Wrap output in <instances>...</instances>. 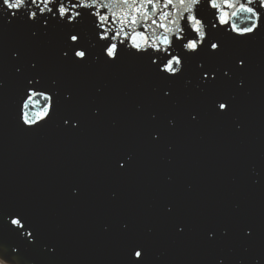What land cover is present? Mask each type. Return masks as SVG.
I'll return each mask as SVG.
<instances>
[{
    "label": "water",
    "instance_id": "1",
    "mask_svg": "<svg viewBox=\"0 0 264 264\" xmlns=\"http://www.w3.org/2000/svg\"><path fill=\"white\" fill-rule=\"evenodd\" d=\"M65 31L0 25V209L23 211L42 243L57 246L55 255L33 252L29 264H127L134 243L143 245L146 264H264V36L229 42L215 63L232 68V79L202 93L197 64L207 53L167 82L134 56L108 66L64 61ZM241 53L245 72L233 63ZM37 72L49 86L56 81L62 107L47 126L28 131L17 101ZM218 98L232 99L228 115H217L211 101ZM68 115L79 119L77 129L64 126ZM129 155L131 164L117 171L115 160ZM241 221L252 226L251 240L236 227ZM13 239L0 229V243Z\"/></svg>",
    "mask_w": 264,
    "mask_h": 264
},
{
    "label": "snow or ice",
    "instance_id": "2",
    "mask_svg": "<svg viewBox=\"0 0 264 264\" xmlns=\"http://www.w3.org/2000/svg\"><path fill=\"white\" fill-rule=\"evenodd\" d=\"M14 21L39 26L44 35L56 28L66 30L61 59L71 64L117 65L125 55L134 56L148 62L154 75L167 82L183 78L190 58L207 53L208 61L197 64V87L207 93L224 78L232 79V68L225 70L215 63L224 55L228 43H252L264 36V0H0V25ZM12 55L19 58L18 52ZM247 59L242 53L236 55L235 69L245 72ZM31 68L36 70L37 63H32ZM16 71L20 73L21 69ZM55 85V80L51 86L45 84L38 72L27 79L17 101V119L24 129L39 130L60 112L61 94ZM237 86H244L242 78ZM171 97L170 87L163 90L164 99ZM70 99L71 94L66 93L64 100ZM211 103L217 115L226 116L232 110V99L218 98ZM93 115L99 116V110H94ZM191 119L197 120V115H191ZM63 124L77 129L80 121L68 115ZM169 124L174 126L173 121ZM152 138L158 140L159 134L154 133ZM131 161L130 155L117 158V171L126 170ZM73 195H78L77 189H73ZM165 210L173 213L172 206ZM236 227L245 238L254 237L251 225L241 221ZM185 228L178 223L177 235L183 236ZM0 229L14 238L12 243H0L2 264H29L28 257L38 249L56 253L57 246L42 243L38 226L23 211L0 209ZM207 236L215 239L212 225H208ZM127 264H146L143 245L132 244ZM254 264H260V260Z\"/></svg>",
    "mask_w": 264,
    "mask_h": 264
},
{
    "label": "clouds",
    "instance_id": "3",
    "mask_svg": "<svg viewBox=\"0 0 264 264\" xmlns=\"http://www.w3.org/2000/svg\"><path fill=\"white\" fill-rule=\"evenodd\" d=\"M0 264H2V262H0Z\"/></svg>",
    "mask_w": 264,
    "mask_h": 264
}]
</instances>
